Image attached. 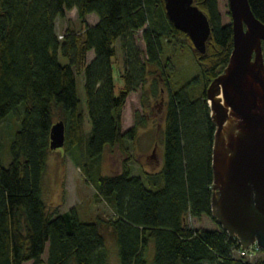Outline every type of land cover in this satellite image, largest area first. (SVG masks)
<instances>
[{
    "label": "trees",
    "instance_id": "obj_1",
    "mask_svg": "<svg viewBox=\"0 0 264 264\" xmlns=\"http://www.w3.org/2000/svg\"><path fill=\"white\" fill-rule=\"evenodd\" d=\"M194 1L212 27L205 54L175 27L164 0H0V126L11 114L20 121L12 159L7 165L0 161V264H110L101 218L82 222L75 209L52 214L44 200L51 132L59 121L66 125L65 151L85 147L82 168L96 201L113 209L107 225L121 264H264V256L252 261L242 255L239 240L220 224H190L204 218L217 223L212 210L217 126L207 91L224 74L234 48L232 23L222 24L219 0ZM249 3L264 24V0ZM74 10L83 29L68 27L60 35L58 19ZM92 15L98 17L94 26L87 21ZM262 48L264 56V42ZM90 52L95 56L88 62ZM119 52L123 86L116 94ZM186 53L197 75L175 89L173 60ZM138 90L143 104L161 98V169L135 175L128 156L121 172L105 176L100 164L105 151L126 152V142L137 141L145 124L141 118L123 130L124 107Z\"/></svg>",
    "mask_w": 264,
    "mask_h": 264
},
{
    "label": "water",
    "instance_id": "obj_2",
    "mask_svg": "<svg viewBox=\"0 0 264 264\" xmlns=\"http://www.w3.org/2000/svg\"><path fill=\"white\" fill-rule=\"evenodd\" d=\"M175 27L201 54L212 27L194 0H164ZM233 52L224 74L207 91L217 126L213 147V216L244 250H264V24L249 0H229ZM66 144V125L54 124L51 150Z\"/></svg>",
    "mask_w": 264,
    "mask_h": 264
},
{
    "label": "rangeland",
    "instance_id": "obj_3",
    "mask_svg": "<svg viewBox=\"0 0 264 264\" xmlns=\"http://www.w3.org/2000/svg\"><path fill=\"white\" fill-rule=\"evenodd\" d=\"M219 9L222 17V24L228 25L232 23L230 15L229 0H219ZM98 19L96 15L89 17L88 22L92 24ZM57 33L63 35L67 27L73 28L75 31H81L83 25L78 19L77 12H67L65 18L57 21ZM141 35V33H140ZM144 47V43L140 42ZM91 53L88 62L93 58ZM168 56V55H167ZM63 64L68 60L60 56ZM171 72V80L175 89L188 84L197 75L196 65L189 53L183 57H177L173 60ZM123 72L122 55L119 52L116 63L114 65V79L116 85V94H119L123 81L120 74ZM83 76L78 78V90L85 105V93L83 89ZM167 99V93L163 94ZM161 98L151 99L149 104H143L141 90L132 93L127 99V103L123 111V130L127 131L134 127L136 121L141 118L145 119V124L139 127L137 141L126 142V152L119 147L107 149L101 160V172L105 176H113L122 169V163L126 161L128 156L132 157L131 167L135 175H142L143 172L155 173L162 166V128H163V109L160 107ZM87 114V113H86ZM138 114V117L136 115ZM20 128V121L16 115H9L0 126V161L3 164H9L11 161L10 147L13 137ZM92 128L91 120L86 115V130L90 132ZM87 144V143H86ZM87 147V146H86ZM84 146L77 151H65L64 148L51 152L48 162V168L43 180L44 200L48 207L49 213L56 211L65 213L71 209H75L79 219L82 222H96L101 218L102 233L105 236V246L109 253L110 264H121L118 255L117 242L112 230L108 227L107 221L114 218L113 209L106 203L96 201L95 187L87 179L82 165L84 162ZM190 224L196 228H216L218 222L215 223L211 219L204 218L202 221L190 220ZM260 249V248H258ZM152 252V249H151ZM252 261L259 260L264 256V250L252 251ZM238 254H235L237 256ZM48 250L44 255L46 261ZM150 262L153 255L149 256ZM31 264V263H27Z\"/></svg>",
    "mask_w": 264,
    "mask_h": 264
},
{
    "label": "built area",
    "instance_id": "obj_4",
    "mask_svg": "<svg viewBox=\"0 0 264 264\" xmlns=\"http://www.w3.org/2000/svg\"><path fill=\"white\" fill-rule=\"evenodd\" d=\"M60 38L62 39L63 37L61 36ZM254 248H257L258 249V247L256 245L253 246V247H251L249 250H244L243 249L242 255L249 256V257H253L252 251L254 250Z\"/></svg>",
    "mask_w": 264,
    "mask_h": 264
},
{
    "label": "crops",
    "instance_id": "obj_5",
    "mask_svg": "<svg viewBox=\"0 0 264 264\" xmlns=\"http://www.w3.org/2000/svg\"><path fill=\"white\" fill-rule=\"evenodd\" d=\"M90 17V16H89ZM89 17L87 18V21H88V19H89ZM89 23V22H88ZM98 23V19H95V22H93L92 24H90L91 26H94L95 24H97ZM68 28V27H67ZM91 53H94V52H90L89 53V55L91 54ZM89 55H88V58H89ZM94 59V56H93V58L90 60V62L92 61Z\"/></svg>",
    "mask_w": 264,
    "mask_h": 264
}]
</instances>
